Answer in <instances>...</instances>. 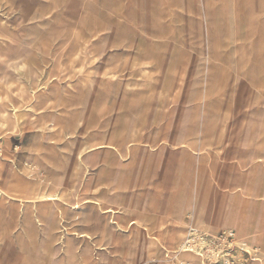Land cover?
<instances>
[{
  "label": "rangeland",
  "instance_id": "1",
  "mask_svg": "<svg viewBox=\"0 0 264 264\" xmlns=\"http://www.w3.org/2000/svg\"><path fill=\"white\" fill-rule=\"evenodd\" d=\"M247 1L249 2V0ZM261 1L253 0L254 7L243 4L238 7V22L234 28L231 29L229 27L227 29L228 36L233 37L215 40L217 46L221 48L224 54L227 52L233 53L236 47L241 49L242 61L246 59L247 68L250 67V71L253 73V85L249 84L248 86L246 85L248 83H246L245 86L242 85L243 87L241 85L238 88L233 87V81L236 77L234 78V74L225 70L221 64L220 69L216 71L217 79H219V85L216 88L217 98H213L210 103L212 112L220 111L226 106L227 99L221 98L232 94L231 87L227 85V82L232 83V89L234 93L240 96V99L242 98L243 100V97L247 96L249 99L247 103V106H249L247 109L248 113H246L245 109L241 111L239 108V114H242L241 121L244 122L243 124L246 125L251 137L255 140L252 147L254 150V163L258 164L256 166H259L260 170L258 169V172L249 170L245 183L242 185L241 194L235 192L237 188H240L238 186L242 184L239 182V175L242 174L240 167L234 169L230 181L226 183L224 181L226 169L217 167L208 170L205 167L199 177L198 193L193 197L191 196L192 184L190 180L188 181L184 178V173L181 169L180 171H175V161H170L172 166L169 167L162 165L163 163L147 164L143 172H141L142 168L139 166L136 174L126 178V183L120 189V192H127L124 200L127 202L126 204L130 203L135 207L137 209L136 212L138 209L144 208L151 212L152 215L157 210L162 213L165 211L169 213L177 202L184 201L187 204H193L196 198L200 196L203 204H205L206 211L209 213L208 215L213 218L214 223L208 228H200L194 225L193 229L206 232V235L211 237H217L220 231H231L234 237V244L237 246L236 253H232L236 264H264L263 253L253 243L254 232L259 231L258 233L264 235V230H258L253 219L254 215L264 213V157H262L263 166H261L262 161L255 154V149H257L256 139L260 138L264 133V71L263 66L260 64L261 52L264 47V22L260 18L264 8L262 9L261 7ZM174 2L176 8L164 3L168 16L173 22L168 27V34L171 37L168 41H171L170 45L172 47H170L171 52L169 55L172 60L170 67L175 71L180 62L188 66L192 81H196V86H191L190 88L191 95H199L198 100L200 105L203 106L205 103L203 86L201 85V88H199L197 79L198 81L204 79L207 65H211L213 63L212 60H215V54L211 55L212 58L208 56L206 46L209 49L214 46L212 35L214 31H217L221 15L218 11L216 13V9L214 10L215 0H201L200 4L199 0H174ZM17 3L18 0H0V51H8L7 54L9 56L24 54L25 49L29 47L27 38L23 36L24 31L26 32L30 26L36 28L39 21H42L40 26L43 27L40 29L45 30L44 27L49 25V23H43L45 19L51 16H57L58 19L61 18L64 30H66L68 38H70L67 40L65 48V63L68 68L56 78L63 80L61 82L63 83L67 73L75 74L77 77L89 76V103L87 105V112L89 113V147L109 138L122 139L126 143L132 137H134V140L135 137L139 138L138 134H136L137 136L132 134V119L129 106L131 105L130 101L134 91L139 89L135 82H139L141 77L144 76V72L141 62L139 64L136 63L134 69H129L130 59H128L127 51L129 49V51H132L135 47H138L140 42L143 51L139 57L154 55L156 52L154 48L162 50L160 41L158 40L157 43L156 36L153 30L150 29V22L157 14L163 13V7H159L163 1L28 0L24 3V6L17 5ZM201 3H203L204 7L200 8ZM21 9H24L26 16L31 18V20L28 19L29 21L21 23ZM221 13L224 14V10H221ZM179 16L183 18V21H177ZM204 21L205 26H208L209 29V38L206 41V45L205 37L203 36ZM230 30L232 33H230ZM222 57L224 58V55ZM223 58L219 60H223ZM118 59H120L119 62ZM132 62H134V59H132ZM198 69L201 71L198 72ZM67 86L71 89L72 83L69 82ZM118 95L122 96V98ZM81 105L82 101H78L76 111H79ZM3 107L7 111L6 103H4ZM126 113L127 116L129 115L130 120L127 116L125 118ZM55 114L56 112H54ZM18 118V121L22 122V118L20 116ZM127 120L131 125L126 124ZM52 124V121L48 122L47 135L52 131ZM0 127L3 128V130H0V163L2 160L3 165L6 164L0 178V187H4L5 181L8 180L12 171L17 174L20 180L26 182L28 187L33 189L40 186L45 179L49 181L48 183H51L53 175L49 174V172L51 173L53 169L48 166L51 165V162L56 161L59 162L56 165L61 167L60 164L63 162L64 154L60 153V156L56 159L51 156L55 153L53 150L55 142L51 143L52 148L49 150V155L52 159L47 160V166L41 165V154L39 152L37 159L31 161L28 159L26 165L22 168L23 152L18 150V146L15 147V150H10L9 137L12 136L11 144L13 146L21 145L20 143L26 141L32 135V132L36 130L26 133L24 137H19L16 136V132H21V127H10L9 130L8 127H2L1 125ZM229 138L232 137L230 136ZM134 140H131V143H134ZM209 154L214 155V152L209 151ZM200 155H203L202 152L196 151L194 153L196 158L200 157ZM78 161L80 162V159ZM81 163L83 164L84 162ZM83 165L86 167L85 164ZM92 167L94 165L93 163L91 165L89 161V170ZM46 168H49V172ZM61 172L59 171V175L62 174ZM156 172L159 173L158 176L162 180L156 183L160 190L158 200L148 198V190L150 188L148 180L153 179ZM99 176L100 174L96 175V178L101 179L102 176ZM258 178L263 182L258 181ZM44 186L47 187L45 191H49V185L44 183ZM141 186H144L145 189L141 193H136ZM180 187H183L182 192H180ZM225 187L226 189L228 187V195L222 196L221 193H223L222 191ZM172 190H175L176 193L172 194ZM138 196L140 198L137 200ZM80 199L74 197L71 200H66L69 206L79 201L80 207L77 215H74L73 211H65L61 207H53L57 217L55 218L52 231L49 233L43 232L42 226H38V224H35L33 231H30L28 226H21V218L25 207H20L17 215V225L8 228L4 235L1 236L0 264H131V262H134L133 264H176V260L172 258L178 257L175 253L178 252L177 249L179 247L170 246L165 240H162L157 245V248H155L149 258L140 250L137 252L131 246L128 248V230L124 233L118 232L110 224L109 231L112 230L113 241H103L101 230L106 225L108 217L104 214L96 216V211L83 204L84 201ZM89 199L94 200L91 196ZM107 199L111 201L110 198ZM116 200L118 202V198ZM113 201L114 199H112ZM15 204L16 202L6 200L2 208L8 214L14 207V210L17 211L18 206ZM120 209V212L123 213L121 207ZM60 212H62L61 217ZM188 212H191L190 209ZM222 212L228 213L229 216L233 214L245 216L247 228L249 227L247 229L248 233L242 235L237 225L232 223V220L216 223L215 219L218 221V216ZM36 215L37 210L33 207L31 211L33 223H36ZM123 215L120 218H123L127 224L131 219L130 215L127 216L125 213ZM87 217H89V236H86L88 239L79 238L77 235L86 234L84 227H86L85 218ZM184 218L186 224L190 222L188 216ZM189 229L192 228L190 226L187 228L186 226L183 227V236L187 237ZM186 232L188 233L186 234ZM46 235L48 238L45 237ZM244 253L254 255L253 262Z\"/></svg>",
  "mask_w": 264,
  "mask_h": 264
},
{
  "label": "crops",
  "instance_id": "2",
  "mask_svg": "<svg viewBox=\"0 0 264 264\" xmlns=\"http://www.w3.org/2000/svg\"><path fill=\"white\" fill-rule=\"evenodd\" d=\"M162 1L163 3H161L159 7H163V13L160 12L157 14L150 22V29L153 30L157 43L158 40L160 41L162 45L160 48L162 50L160 51L159 48H154V51H156L154 55H144L143 58L139 57L143 51L140 42L138 47H135L132 51H129L130 49L128 50L129 52L127 51L128 59H130L129 69H134L136 63L139 64V62H141L140 64L143 65L144 72V76L141 77L139 82H135L139 89L134 91L132 100H129L131 102L129 107L131 110L130 117L132 119V125L128 120L126 121V124L132 126V134H134V136L138 134L139 138L135 137L134 140V137H132L128 139L127 143L122 139L115 140V138H109L108 140L101 142L98 145L116 147L117 151L110 149L95 150L96 152L100 151V154L97 156L95 166L90 170L78 161V157L81 154H84V150H89L90 148L89 113L87 112V105L89 103V76L77 77L75 74L71 75L70 73H67L63 83H61L63 80L56 78V76L64 73V70L68 68V65L65 63V48L67 40L70 38H68L69 36L67 35L66 30H64L65 28L61 18L58 19L57 16L48 17L43 23H49L50 26L45 27V30H41L40 28L37 29L39 42L46 48L45 54L47 55V61H45L43 57H41V53L37 51V55L29 64L38 77L36 85L33 86H38L37 84H39V81L41 80L42 89L41 92H36L37 100L35 101V104H32L34 111H31L35 114L33 116L34 121L27 125H22L20 129L21 132H16V136L24 137L26 133L36 131L32 132V135L26 141L20 143L21 145L13 146L11 144L12 136L9 137L10 150H15V147L18 146V150L23 152L22 168L26 165L28 159L29 161L37 159L39 152L41 154L40 159L42 166H47V160L50 159L51 156L56 159L60 156V153H64L63 156L66 157L69 167L70 165L72 166L73 163H76L73 174H67L64 176L60 182V186L55 187L57 188L56 193L60 195L66 203H62L63 208H67L65 211H73L74 215H77L78 213L80 207L79 201L72 205L78 206V208L72 210V206H69L66 200H71L74 197L81 198L80 200L84 201L83 204L97 211L96 208H94L96 206L89 203V201L92 202V199H89L90 196L94 198L93 201L96 202L102 198L104 200V203L102 204L103 209L111 206L120 211L121 207L123 213L121 212L120 215L125 213L128 216L130 214L122 205V200H125L127 195L126 191L120 192L121 198H118V204L120 207H114L112 204V199H114L111 193L112 184L109 183L110 179L107 175L109 168L119 167L124 161H126V159H122L120 156V154H123L125 151H128L129 153L136 151L139 155L144 156L141 165V172H143L147 165L146 154L149 151L153 153L162 151L166 158L161 162L163 163L162 165L166 167L172 166L170 161L176 156L178 162L175 164V171H180L181 168L184 173V178L188 181L190 180L192 184L191 196L193 197L198 193L197 187L199 184V176L205 167H207L208 170L217 167L226 169L227 172H225L224 175L225 183L230 181L234 169L240 167L242 174L239 175V182L242 184L238 186L240 188H237L235 191L238 194L242 193V185L245 183L249 170H256V172H258V169L260 168L259 166H256L258 164L254 163V150L252 147L254 143L253 141L255 140L251 137L246 125L243 124L244 122L241 121L242 114H239V108L241 111L245 109L246 113H248L247 109L249 106H247V103L249 99L247 96L245 95L243 100L242 98L240 99V96L234 93L232 83L230 82V85V83L227 82V85L231 87L232 94H228L226 97L222 96L221 99H227L226 106L220 111L212 112L210 110L212 99L217 98L216 88L219 85V79H217L216 71L220 69L221 64L225 70L234 74V78L236 77L235 80L233 79V87L238 88L240 85L245 86L246 83H248L246 84L248 86L249 84L253 85V73L250 71V67L247 68L246 59L242 61L243 57L241 49L236 47L233 50V53L227 52L224 54L215 41L218 38L233 37L228 36L227 29L229 27L231 29L234 28L238 22V7L242 4L254 7L253 0H249V2H246V0H228V2L227 0H215L214 2V10L216 9V13L217 11L220 13L221 20L217 26V31H214L212 35L214 46L211 49L206 46L208 56L211 57V55L215 54V60H212L213 63H211V65H207L204 79L202 81H198L197 79V85L199 88H201V85L203 86L205 100L203 106L200 105V101L198 100L199 95H191L190 88L191 86H196V81H192L188 66L185 63L180 62L175 71L170 67L172 60L169 58V55L172 47L170 45L171 41H168V39H171L168 34V27L169 24L171 25L173 22H171L170 17L168 16L164 3L171 7L174 6L175 8L176 4L174 0ZM200 1L201 0H199V4ZM201 6L202 5H200V8ZM228 7H230V9H228ZM261 7L262 9L264 8V0L261 1ZM155 8L157 9V7ZM221 10H224V14L221 13ZM29 20H31V18H29ZM260 20H263L264 22V9ZM177 21H183V18L179 16ZM52 26L60 27L59 32L55 31V29H51ZM230 33H232L231 30ZM28 35L29 31L23 32V36L26 37L27 40ZM203 36H206L205 21ZM25 50L24 54L32 50V47L29 45ZM223 55L224 58L222 57ZM225 55L231 56L227 57ZM131 58L134 59V62H132ZM220 58H223V60H219ZM53 59L56 60L55 66L53 64ZM119 60L120 59H118V62ZM260 64L263 66L264 71V47L261 52ZM200 71L201 70L198 69V72ZM58 80L59 82H57ZM69 82L72 83V87L71 92L69 91V93H67V84ZM43 93H45V95H42ZM118 96L122 98V96ZM47 100H49L48 103ZM78 101H82V105L81 108H79V111H76ZM54 112H56L55 115ZM126 116L127 113L125 114V118ZM127 118L129 119V115ZM58 120L62 123L61 136L55 138L53 137V130L55 129L54 125L59 122ZM50 121L53 123V126L51 125L53 129L50 131L51 133L47 135L49 129L48 122ZM263 135L256 139L257 149H255V154H257L259 156L258 158L262 161V164H260L261 166H263L262 157H264ZM230 136L233 137L232 142H229ZM131 140H134L135 142L131 143ZM53 141H55V145L53 146L55 153L50 156L49 150L52 148L51 143ZM184 143L188 148L183 147ZM66 146H68L70 150L67 151ZM196 151H199L200 153L202 152L203 155H200L198 158L194 157ZM209 151H213L214 155H210ZM88 157L89 154L82 159L85 165L89 161ZM5 166L6 164L3 165L1 160L0 178L2 177ZM48 167H54V164L49 165ZM187 172L189 173L188 175L186 174ZM256 172L255 174L257 175ZM98 174L102 176L101 179L96 178V175ZM158 175L159 173L156 172L155 177L148 180L150 185L148 190L149 199H159L160 190L158 185L156 186V183H159L162 180H160ZM87 181H92L93 186L91 191L85 193L84 184ZM258 181L263 182L259 178ZM7 187L8 186H6V188ZM144 189L145 187L141 186L140 190L136 193H141ZM174 192L176 193L175 190L171 191L172 194ZM222 192V196L228 195V187L227 189L225 187ZM107 198H110L111 201ZM139 198L140 196H138L137 200ZM13 212L14 209L8 213L7 216L10 218L12 216H17L14 215ZM122 219L123 218H119V224L124 227L126 221ZM85 220L86 227L84 228L86 234L83 235L89 236V217L85 218ZM167 225L169 226V224ZM109 230L110 227L105 231V236L104 238L102 237L103 241H113L112 230ZM195 231L201 232L199 230ZM168 245L173 246L174 244ZM251 257L254 258V255H251Z\"/></svg>",
  "mask_w": 264,
  "mask_h": 264
},
{
  "label": "bare ground",
  "instance_id": "3",
  "mask_svg": "<svg viewBox=\"0 0 264 264\" xmlns=\"http://www.w3.org/2000/svg\"><path fill=\"white\" fill-rule=\"evenodd\" d=\"M27 1L28 0H18L17 5L20 4L24 6V3H26ZM201 5H202L201 7H204L203 3H201ZM25 13L26 12L24 11V9H21L20 12L21 23L29 21L28 20L29 17H27ZM40 23L41 22L38 23L36 28L29 27V29L27 30L29 31L28 43L32 47V50L26 52V54H19L16 56H9L7 54L8 51L5 52L0 51V125L2 127H8V130L10 127H18V126L21 127L24 124L27 125L34 121L33 116L35 114L31 111V110L34 111V107H32V104L36 103L35 102L37 100L36 92H41L42 85L40 80L39 84H37L38 86H33L36 85L38 81V77L36 76L35 71L30 67L29 63H31V60L35 58V56L37 55L36 54L37 51H39L41 53V57H43V59L47 61V55L45 54L46 48L40 44L38 38L37 29L43 28L40 26L41 25ZM49 26L50 24L47 25V27ZM55 26H52L51 29L53 30L55 29V31L59 32L60 27H55ZM208 31H209L208 26H205L206 41H208L209 38ZM55 63L56 60L53 59L54 66ZM69 91L71 92V89H69V87L67 86V93H69ZM42 95H45V93H43ZM49 100H47V103L49 102ZM4 103H6L8 107L7 111L3 109ZM18 116L22 118V122L18 121L19 119ZM61 125H62L61 121H59L58 123H56V125H54L55 127V129L53 130L54 135L51 134L53 135V137L59 138L61 136V129H62ZM0 130H3V128L0 127ZM232 139L233 137L229 138V142H232ZM98 144L100 143L93 144L92 147L89 148V150H84V154L83 155L81 154L78 157V159H80V163L83 162L82 158L89 154L88 157L89 161L91 162V165L93 163V165L95 166L97 156L98 154H100V151L98 152L95 151L98 149H110L113 151H117L116 147H108L106 145H98ZM183 147L188 148L185 143L183 144ZM66 150L67 151L70 150L68 146H66ZM0 153H1V148H0ZM120 156L122 157V159H126V161H124L123 164H121L119 167H111L107 171L108 178L110 179L109 183L112 184L111 193L114 197V201L112 202L114 207L119 206L118 204L119 202H117L116 198H121L120 195L121 186L126 183L127 180L126 178H128L133 174L134 175L136 174L137 172L136 170H138L139 166L142 165L144 159V156L139 155L136 151L132 153L125 151L123 154H120ZM165 158L166 156L164 153H162V151H157L154 153L149 151L146 154L147 164L149 165L162 163L161 161L164 160ZM173 158H177V157L174 156ZM173 158L171 161L178 162V159H173ZM89 161L86 164L87 169H89ZM52 164H54V167H50L53 169L51 173L49 172V168H46L49 174L53 175V179H51V183H48L49 181L45 179V181L41 183L40 186L33 189L28 187V184L23 180H20L17 177V174H15L12 171L8 180L5 181L4 187H0V239L8 228L15 227L18 223L17 216H12L11 218L8 217L7 213L4 211V208H2L4 207V203L6 200L16 202L15 205L18 206V209L17 211L14 210L13 212L14 215H18V211H20V207L23 206L25 207V211L21 218L22 220L21 226H28L30 231H33L35 229V224H38V226L40 225L42 226L43 232L45 231V233H49L50 231H52V228L55 224V218L57 217V213L53 207L63 208L62 203H65L63 199L60 197V195L56 193L57 188L55 187L60 186V182L64 176H66L67 174L69 175L73 174L76 163H73L72 166L70 165L69 167L66 157L63 156V162L60 164L61 167H58L56 165L59 164V162L54 161L51 162V165ZM59 171H62L61 172L62 174L60 173L61 175H59ZM44 183L49 185L48 187L49 191L47 192L44 190L45 188H47L46 186H44ZM6 186L8 187L6 188ZM92 186H93L92 181H87L84 184V192L87 193L91 191ZM182 189L183 187H180V192L183 191ZM19 194L26 196H20ZM89 203L96 206L94 207L97 210L96 216H100V214H105L108 217L107 223L104 229H102L101 231L102 234L101 237L104 238L105 231L107 230L108 227H110L109 226L110 224L118 232L124 233L126 230H128L127 231L129 232L128 248H130L131 246L137 252L140 250L148 258L151 257L150 255L153 254L155 248H157V245L160 244L162 240H165L168 244H172V245L174 244L176 248L179 247L182 244V242H184V240L186 239V236H183V227L186 226L187 228L188 226H190L192 229L195 226H199L200 228H208L214 223L213 218H211L208 215L209 213L206 211L207 209L205 208L204 206L205 204H203L200 196L196 198L193 204L192 203L187 204L184 201L177 202V204L173 206L172 210L169 213H167L166 211L162 213L161 211L157 210L156 213L153 215L151 214V212L147 211L144 208L138 209V211L136 212L137 209L135 207H133L130 203L126 204L127 202L122 200L123 208L125 210L126 209L128 210V212L130 213L129 215L131 217L130 221L126 224L125 228L122 227L118 222V219L121 216L120 215L121 212L118 211L117 208H113L110 206L107 207L106 209H103L102 204L104 203V200L102 198H100L98 202L89 201ZM33 207H35L37 210V215L35 216L36 223H33L31 216V211ZM77 208L78 206H72V210H76ZM66 209L63 208V210ZM189 209L191 212L187 213ZM61 216H62V212H60V217ZM185 216H188L190 218V222L187 224L185 223V218H184ZM230 216L228 213L226 214V212H222V214L218 216L219 222L217 221V219H215V221L216 223L219 224L227 220H232V223L237 225L242 235L247 234L248 233L247 229L249 227L247 228V222L245 221L246 220L245 216L243 217V215H239V214H233ZM253 219L256 222L255 223L256 228H258V230H264V213H261V215L258 214L254 215ZM167 224H169V226ZM190 230L191 229H189L188 232ZM188 232H186V234ZM258 232H254L253 234L254 236L253 243L254 245L260 248V252L263 253L262 259H264V235ZM201 233L206 234V232L203 231H201ZM77 236L79 238L84 237L88 239L86 235H77ZM45 237L48 238L47 235ZM211 238H216V237H211ZM176 253L175 255H178V257L176 256L172 258L176 260L175 261L176 264H202V258L196 253H183V252H176ZM166 256L168 257V255ZM133 263L134 262H131V264Z\"/></svg>",
  "mask_w": 264,
  "mask_h": 264
},
{
  "label": "built area",
  "instance_id": "4",
  "mask_svg": "<svg viewBox=\"0 0 264 264\" xmlns=\"http://www.w3.org/2000/svg\"><path fill=\"white\" fill-rule=\"evenodd\" d=\"M236 249L231 231H221L216 238H211L191 229L178 252L196 253L202 258L203 264H236L232 256ZM244 255L253 259L249 253Z\"/></svg>",
  "mask_w": 264,
  "mask_h": 264
}]
</instances>
